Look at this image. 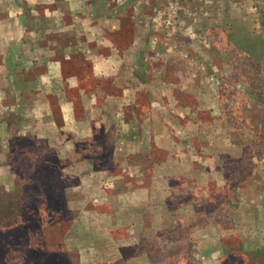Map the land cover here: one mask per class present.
Returning a JSON list of instances; mask_svg holds the SVG:
<instances>
[{
    "label": "rangeland",
    "instance_id": "374dc122",
    "mask_svg": "<svg viewBox=\"0 0 264 264\" xmlns=\"http://www.w3.org/2000/svg\"><path fill=\"white\" fill-rule=\"evenodd\" d=\"M70 1L86 19L78 40L98 54L75 58L69 103L53 106L56 156L0 105V264H167L180 248L165 240L203 221L194 209L230 222L242 192L264 189V0ZM91 201L98 213L85 217ZM164 205L183 225L152 236Z\"/></svg>",
    "mask_w": 264,
    "mask_h": 264
},
{
    "label": "crops",
    "instance_id": "0c3cea01",
    "mask_svg": "<svg viewBox=\"0 0 264 264\" xmlns=\"http://www.w3.org/2000/svg\"><path fill=\"white\" fill-rule=\"evenodd\" d=\"M70 2L0 0V105L6 109L15 106L21 113H18L19 116L27 117L24 121L33 122V131L22 135H30L33 139L44 137L48 146L45 151H53L50 155L54 156V140L60 135V130L53 116V106L69 103L61 98V92L65 87L67 74L72 72L75 58L85 60L98 54L95 52L97 47L89 51L86 47L88 41L94 40H78L77 26L80 21L86 19L77 16ZM55 66L58 67L56 71ZM6 113L8 114L9 110ZM251 166L254 167L253 164ZM72 180L76 181L75 186L80 184L78 178ZM113 184L120 188L123 182L114 180ZM243 184H247V192L246 188L252 187V184L246 181L236 183L238 186ZM116 190L118 197L125 198L123 190ZM241 196L243 199L239 207L233 214H228L229 219L232 217L230 222L222 221L215 212L200 215V212L194 209L192 215L198 214L203 221L192 226L189 237L165 240L166 243L180 248L173 255L167 254V264H251L250 257L256 251L264 254V189L250 195L242 192ZM102 197H105V189ZM201 199L209 201L205 196ZM120 204L121 202L119 210L122 206ZM98 205L91 201V205H87L88 214L85 217L98 213ZM180 208L187 211L186 206ZM111 211L117 217L126 216L115 208ZM177 211L164 205L159 213H150L147 233L155 236L167 231L173 235V231L183 225ZM73 215H76V218L79 216V210L75 207ZM103 231L107 232L106 239L112 238V233H109L107 227L102 228L101 232ZM229 238L237 241L235 248L226 244L225 241ZM204 249L210 253H204ZM218 251L226 252L225 256L213 255ZM149 258L151 257L147 254L136 255L134 264H151ZM121 259L125 264V258ZM156 261L155 264L164 262L158 259Z\"/></svg>",
    "mask_w": 264,
    "mask_h": 264
},
{
    "label": "trees",
    "instance_id": "16d2710c",
    "mask_svg": "<svg viewBox=\"0 0 264 264\" xmlns=\"http://www.w3.org/2000/svg\"><path fill=\"white\" fill-rule=\"evenodd\" d=\"M255 68H258V67H255ZM258 70H259V72H261V69H259L258 68ZM262 73H264L263 71H262ZM260 100V99H259ZM262 101V100H261ZM262 103V102H261ZM263 105V104H262ZM3 219H5V218H3Z\"/></svg>",
    "mask_w": 264,
    "mask_h": 264
}]
</instances>
